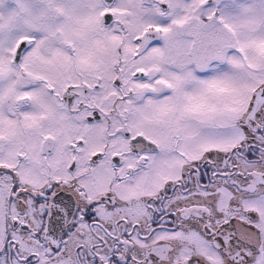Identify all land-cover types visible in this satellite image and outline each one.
Here are the masks:
<instances>
[{"label":"snow or ice","instance_id":"1","mask_svg":"<svg viewBox=\"0 0 264 264\" xmlns=\"http://www.w3.org/2000/svg\"><path fill=\"white\" fill-rule=\"evenodd\" d=\"M0 264H264V0H0Z\"/></svg>","mask_w":264,"mask_h":264}]
</instances>
